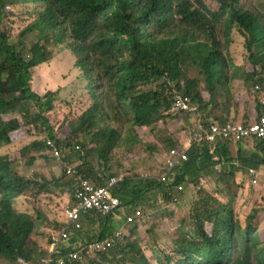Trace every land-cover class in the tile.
Returning <instances> with one entry per match:
<instances>
[{
	"label": "trees",
	"instance_id": "16d2710c",
	"mask_svg": "<svg viewBox=\"0 0 264 264\" xmlns=\"http://www.w3.org/2000/svg\"><path fill=\"white\" fill-rule=\"evenodd\" d=\"M18 7L29 23L14 39L4 23L19 18L14 12ZM28 37L30 44L25 43ZM235 49L243 56L242 64L236 63ZM53 66L63 70L58 73ZM38 67L53 72L54 81L64 79L65 85L56 84L43 95L33 90ZM239 81L246 84V92L235 91L233 83ZM79 86L82 91L77 92ZM255 87L260 90L252 100ZM174 90L198 105L204 129L211 122L259 120L264 115V0H0V264H20V259L41 264L51 241V234L46 246L35 238L36 218L14 207L20 197L36 199L48 185L60 186L65 180L61 185L71 201L78 178L105 186L119 174L125 178L112 191L122 206L136 204L156 189L169 202L172 190H183L185 181L196 189L189 211L199 238L181 233L160 250L156 264H264V240L256 224L261 211L256 207L243 220L236 209L243 186L228 152L207 160L210 154L194 145L168 184L160 179L162 174H153L162 166L152 157L150 164L138 157L159 151L151 139L142 140L144 128L157 127L167 153L180 148L165 124L175 114H191L171 108ZM81 100L82 107L88 105L77 113L74 101ZM57 106L68 108L61 122L68 130L64 138L58 137L62 126L50 118ZM27 139L32 140L20 150L22 157L28 156L27 164L37 154L48 164L53 158L59 178L51 169L50 180L40 173L22 175L2 154L5 146ZM254 140L264 154V138ZM221 147L227 151V144ZM54 148L58 157L51 155ZM222 160L232 167H220L214 185L215 193L229 195L227 202L201 180L204 171ZM69 166L77 173L67 174ZM144 171L151 177H143ZM160 172H165L163 167ZM37 211L40 219L46 218ZM114 212L82 214L81 228L71 227L70 239L82 243L113 234ZM150 227L152 221L144 224L148 232ZM88 256L86 264H154L133 227L107 252Z\"/></svg>",
	"mask_w": 264,
	"mask_h": 264
},
{
	"label": "rangeland",
	"instance_id": "374dc122",
	"mask_svg": "<svg viewBox=\"0 0 264 264\" xmlns=\"http://www.w3.org/2000/svg\"><path fill=\"white\" fill-rule=\"evenodd\" d=\"M14 12L17 13L16 15H18L19 18L18 19L8 18L6 22L4 23V27L9 31L10 35L14 37L15 39L16 35L28 25L29 19L27 20L25 19L24 16L20 15L23 13V7H18L14 9ZM31 42H32V39L30 37L25 39L26 44H30ZM235 52L236 53H234V55L236 58V63L242 64L243 63L242 54L239 53L237 49H235ZM53 67H54L53 69H56L58 73L63 70V67H59V66H53ZM40 70H41L40 67H38L32 78L31 85H32L33 90L43 95L49 89L55 90V88L57 87L56 84L60 83L61 86L65 85L64 79L62 80V82L61 81L57 82V81H54V79H52V77H55V74H53V72L52 74H50L46 68H44V70H46L47 72L40 71ZM65 77L67 76L65 75L64 78ZM50 82L51 84L54 83L55 85L52 87ZM76 85L77 84H75L74 86ZM233 86H235L236 92H239L241 90L246 92L248 90L246 87V84H244L242 81L233 83ZM250 88L251 87H249V90ZM69 89H72L73 93L76 92V90H74L75 88L70 87ZM258 90H260V87L258 89H256V87L253 88V93L255 94V96L252 97V100H255L256 96L258 95L257 93ZM80 91H82V87H80V89H78L77 92H80ZM262 96H264V94H262ZM83 101L82 100L79 102L74 101V108L77 113L81 112L82 109H85L87 107L88 104L85 105L84 107L81 106ZM250 109L252 111V114H254L253 116L256 117L258 113H257V110L254 108V104L250 106ZM200 113H201L200 111H197L196 113H189L191 115L175 114L174 120H172L170 124H165L167 128V133L170 134V136L175 140V143H176L175 145H179L180 147L185 146V144L188 143L189 139L194 140V138L196 137V130H198L200 126V123H199L200 120L198 118ZM65 114H68V108L60 109L57 106L56 109L53 111L52 115H50V118H52V121L57 124L56 126H58V128L62 126L61 122L63 120V115ZM207 120L209 122L212 121L209 118H207ZM66 132H68L67 127L62 126V131L58 132V137L64 138ZM199 133L200 132H198L197 134ZM141 134H142V140L151 139L153 142H155L158 145L159 151H156L155 153H152V154L149 152L148 154H145V155L139 154L138 157L144 161H147L149 164H150L149 159L152 157L153 160L156 162L155 164L160 167L162 166L163 169L165 170V172L161 173L160 172L162 168L161 167L160 169L154 171L153 174H156L158 176L162 174L161 177L166 176V172H167L166 165L165 163L162 162V160L166 161V158H167V155L165 156L166 148L161 143V138L159 137L161 136V134L158 132L157 127H155L154 131L144 128L141 130ZM37 135L40 136L41 138L43 137L44 134L37 133ZM30 140L32 139H27L26 141L23 140V141L15 142L14 144L7 145L2 149V154H5L9 157V159L13 162L14 168L22 175L29 176L34 173H40L42 175H46L48 177V180H50L51 178L50 169H51L52 172L56 175V177L59 178V176H61L60 167L57 163V160L55 161L53 158H51L48 164L43 158L38 157L40 154H37L38 156L35 155L37 156V158L35 159L34 163L31 165L27 164L26 161L28 159V156L25 157L26 159L22 157L20 154V150L24 148L25 145H27V143L31 142ZM246 142H248L250 147L253 144L256 147L257 140L253 139V140H248ZM199 143L201 146L198 145V142L196 140L194 144L192 145V147L194 145L199 146L201 152L203 151L204 147L206 151L208 150L207 145H210V144H207V143L209 142H206L204 139H201ZM206 159L209 160L211 158H208V156H206ZM235 161L231 163H234ZM222 166L229 168V167H232V164L227 163L224 160L219 161L215 165L213 164L211 167L208 168V172L207 171L203 172L201 176V180L203 184L205 185V187L208 188V190L214 192V194H216V196L223 202H227L229 200V195L225 192H220V191L215 193V186L217 183L214 185L216 180L212 178L215 176V173L218 175V170ZM252 166H255V165H249L247 169H249V167H252ZM240 167H241V164H240ZM247 169H246V176L248 179L243 178L242 175L237 176L236 174L238 183L239 185L241 184L243 188L239 190V194H238L235 206H236V209L238 208V211L243 214L241 215L243 220L246 219L247 215L250 212H252L254 208L257 207L261 211L259 213V218L256 220V224L264 240V177H263L262 182L259 185H254L252 182L249 183V181H251L252 179L250 178L251 176L248 175L249 171ZM177 174L178 172H177V167H176L174 169L173 174L166 180V183L172 182L174 179L173 176H176ZM142 175L145 178L151 177L148 171H144ZM61 182H62L61 184H63L65 180ZM61 184H59L60 186H58L52 183L48 185V187L45 190H43L36 199L23 196V197H20L19 200L17 199L18 201L14 204V207L18 209L19 211H26L36 218L37 224H38V228H37L38 235H36L35 238L40 243H42L43 246H46L48 242V238L50 237V234L52 235L55 231H58L57 229L60 223H63L64 220L66 219V217L63 214V209L69 204L71 195L67 191V188H63ZM231 186L233 190L238 188L237 184H231ZM195 191H196L195 187H193V185H191L190 182L185 181L186 195L187 196L190 194L195 195ZM34 192L37 193L39 192V190L38 191L35 190ZM170 197H172V195H170ZM37 208L40 209L43 212V214L46 216L45 219L39 218ZM136 208L137 207H132L130 212H132ZM183 216L185 217V220H188V217L186 216V214H183ZM191 221L192 219L191 220L189 219L188 225L187 224L185 225L184 223L181 222L180 227H178L176 230L180 232L185 231L189 234L192 233L193 235H190L191 237H197V233H195L197 231L195 230L196 227L194 228L191 227V226H195L194 223H192L193 221L192 222ZM132 227H133V224H131L128 228L131 229ZM163 236L166 237L167 234L163 233ZM68 243L67 245H69ZM88 257L89 256L86 257L84 264L87 263ZM20 264H23V263L20 262Z\"/></svg>",
	"mask_w": 264,
	"mask_h": 264
},
{
	"label": "built area",
	"instance_id": "2783aa9c",
	"mask_svg": "<svg viewBox=\"0 0 264 264\" xmlns=\"http://www.w3.org/2000/svg\"><path fill=\"white\" fill-rule=\"evenodd\" d=\"M171 108L176 112L187 111L189 113H196L198 106L193 103L189 95L180 93L176 90L172 93ZM200 132L199 134H197ZM255 138H264V115L259 120L253 121L249 124L244 123H230L227 125H220L212 123L206 128L199 126L196 130V137L194 140L189 139L185 146L179 149L172 148L167 155L166 169L168 171L181 165L189 156V149L197 140L199 143L204 139L209 143H217L218 141H237L244 142L253 140ZM50 146H53L51 140H47ZM79 148V146H76ZM53 157L59 156V150L54 148ZM235 165H239L235 161ZM66 173L74 175L77 173L75 166L65 167ZM249 174L253 178L254 184H260L262 171L256 167L249 168ZM166 178V176L162 177ZM123 179V175L111 177L105 186H96L91 180L78 178L76 188L73 193L72 200L63 209V214L66 217L64 224L51 236V241L48 247V255L43 256L41 264H83L86 257L90 254H97L107 252L118 241L124 239V226L122 225L113 234L106 236L103 240L97 239L95 241H84L79 244L71 246L68 249V240L70 239V228L77 230L81 228L80 217L88 211H97L100 214L108 215L118 209L121 205L119 198L114 195L112 189ZM142 216V210L137 208L126 215V224L135 223L138 218ZM27 264V263H24Z\"/></svg>",
	"mask_w": 264,
	"mask_h": 264
},
{
	"label": "crops",
	"instance_id": "0c3cea01",
	"mask_svg": "<svg viewBox=\"0 0 264 264\" xmlns=\"http://www.w3.org/2000/svg\"><path fill=\"white\" fill-rule=\"evenodd\" d=\"M219 143L220 142H218V144L215 143L217 145L207 143L210 144L207 145L208 150L206 151L210 154L208 158H212L213 156H218V158H220L222 154L228 152L230 154L231 162L239 160V165L238 167L236 166V174L237 176L242 175L243 178H247L246 169L249 165H255L264 172V154L257 148V146L255 147L254 144L250 147V145L246 141H228L224 142L223 144ZM225 144H227V147H225ZM220 146L225 147L227 151H225L222 147L220 148ZM203 150H205V147L203 148ZM253 161L259 162V164H254ZM247 170L249 171V169ZM248 175L250 176L249 173ZM212 178L216 180V173ZM250 178L252 179V177ZM250 182H252V180L249 181V183ZM172 191V200L169 202H166L162 198V192L156 189L152 192L146 193L142 197L141 201L137 202L136 204L121 206L114 212L116 217L112 222L113 229L109 230L115 231L119 229L125 223V216L130 213L132 207L141 209L144 216L141 220L133 225V229H135V237L141 243L142 247L146 251V255L154 264L157 263V258L160 254V250H165L181 233L186 234L192 239H198L197 231L195 232L197 233V237H191L190 235H193L192 233L189 234L185 231L180 232L176 230L178 227H180L181 222L185 225L189 224L188 221L189 219L191 220L189 209L193 200L195 199V195L190 194L187 196L185 192V186L184 189L179 192L174 190ZM183 214H186L188 220H185ZM150 221L153 222V227H150V232H146V229H144V224H147ZM191 227L194 228L195 226ZM163 233H166L167 236L164 237ZM79 241H81L79 238H71L68 244L73 246L74 244H79L77 243Z\"/></svg>",
	"mask_w": 264,
	"mask_h": 264
},
{
	"label": "clouds",
	"instance_id": "9594fccd",
	"mask_svg": "<svg viewBox=\"0 0 264 264\" xmlns=\"http://www.w3.org/2000/svg\"><path fill=\"white\" fill-rule=\"evenodd\" d=\"M197 106H198V105H197ZM197 111H198V110H197ZM211 123H215V122H211ZM211 123H209L208 125H210ZM200 126H201V125H200ZM201 127H202V126H201ZM202 128H203V127H202ZM231 141H232V140H231ZM218 142H221V141H218ZM218 142H217V143H218ZM227 142H228V141H227ZM212 144H215V143H212ZM9 145H10V144H9ZM198 145L201 146L200 143H198ZM166 154H168V153L166 152V153H165V156H166ZM236 161H238V163H239V160H236ZM162 162L164 163L163 160H162ZM234 163H235V162H234ZM234 163H233V164H234ZM234 166H238V165H235V164H234ZM252 167H256V166H252ZM236 168H237V167H236ZM256 168H258V167H256ZM174 169H175V168H174ZM174 169L171 170V171H168V170H167V172H166V177H167V178H163V179H162V177H160L161 180L164 181V182H166V180L169 178V176H171V175L173 174ZM258 169H260V168H258ZM260 170H261V169H260ZM261 171H262V170H261ZM121 175H123V174H121ZM117 176H119V175H117ZM113 177H114V176H113ZM263 177H264V172L262 171L261 182H262V180H263ZM124 178H125V175H123V179H124ZM123 179H122V180H123ZM122 180H121V181H122ZM261 182H260V183H261ZM252 183H253V178H252ZM253 184H254V183H253ZM254 185H259V184H254ZM119 200H120V199H119ZM121 206H122V205H120V207H121ZM120 207H119V208H120ZM119 208H118V209H119ZM118 209H116V210H118ZM136 209H137V208H136ZM116 210H115V211H116ZM134 210H135V209H134ZM132 212H133V211H132ZM129 214H130V213H129ZM143 216H144V214H143V211H142V216H141L140 218H138V219L136 220V222H138L139 219H142ZM136 222H135V223H136ZM132 224H134V223H132ZM130 225H131V224H126V216H125V223L123 224V226H124V228H123V229H124V237H125L126 228H127V226H130ZM117 230H118V229H117ZM198 238H199V237H198ZM69 240H70V239H69ZM69 240H68V241H69ZM123 240H124V239H123ZM67 243H68V242H67ZM116 244H117V243H116ZM116 244H115V245H116ZM115 245H114V246H115ZM114 246H113V247H114ZM48 247H49V245H48ZM70 247H71V246H70ZM113 247H112V248H113ZM46 255H48V248H47V253H46ZM46 255H45V256H46ZM20 262L23 263V264H24V263H27V262H24L22 259H20ZM27 264H29V263H27ZM83 264H84V263H83Z\"/></svg>",
	"mask_w": 264,
	"mask_h": 264
}]
</instances>
